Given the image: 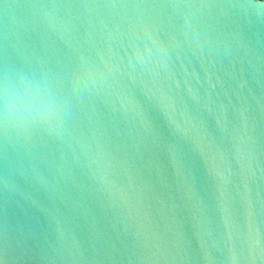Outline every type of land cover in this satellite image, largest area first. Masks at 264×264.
I'll return each mask as SVG.
<instances>
[{
	"label": "water",
	"instance_id": "95a60500",
	"mask_svg": "<svg viewBox=\"0 0 264 264\" xmlns=\"http://www.w3.org/2000/svg\"><path fill=\"white\" fill-rule=\"evenodd\" d=\"M5 82L0 264H264V0H0Z\"/></svg>",
	"mask_w": 264,
	"mask_h": 264
},
{
	"label": "clouds",
	"instance_id": "9594fccd",
	"mask_svg": "<svg viewBox=\"0 0 264 264\" xmlns=\"http://www.w3.org/2000/svg\"><path fill=\"white\" fill-rule=\"evenodd\" d=\"M0 141L11 137L31 141L41 130L52 126L53 102L38 95V89H17L5 82L0 88Z\"/></svg>",
	"mask_w": 264,
	"mask_h": 264
}]
</instances>
